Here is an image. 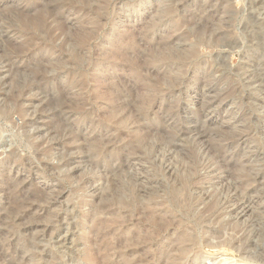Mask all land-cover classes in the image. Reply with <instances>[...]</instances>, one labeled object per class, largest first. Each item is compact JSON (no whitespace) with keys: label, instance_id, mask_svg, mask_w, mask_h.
<instances>
[{"label":"rangeland","instance_id":"374dc122","mask_svg":"<svg viewBox=\"0 0 264 264\" xmlns=\"http://www.w3.org/2000/svg\"><path fill=\"white\" fill-rule=\"evenodd\" d=\"M104 232L121 264H264V0H0V264Z\"/></svg>","mask_w":264,"mask_h":264},{"label":"bare ground","instance_id":"6f19581e","mask_svg":"<svg viewBox=\"0 0 264 264\" xmlns=\"http://www.w3.org/2000/svg\"><path fill=\"white\" fill-rule=\"evenodd\" d=\"M76 1V0H75ZM91 2V1H90ZM107 2V0H106ZM49 3V2H48ZM47 3V4H48ZM68 3V2H67ZM73 4V3H72ZM50 5V4H49ZM102 5V4H101ZM43 11V9H42ZM52 12V11H51ZM55 13V12H54ZM46 14V13H45ZM61 19V18H60ZM95 36V35H94ZM129 38V37H128ZM70 44V43H69ZM190 51V50H189ZM196 54V53H195ZM125 55V54H124ZM189 55V54H188ZM97 57V56H96ZM126 57V56H125ZM106 60V59H105ZM141 60V59H140ZM143 63V62H142ZM121 64V63H120ZM141 64V63H140ZM60 66V65H59ZM142 67V66H141ZM144 68V67H143ZM145 69V68H144ZM95 81V80H94ZM109 86V85H108ZM135 90V89H134ZM115 91V90H114ZM102 92V91H101ZM134 109V108H133ZM133 111V110H132ZM70 113V112H69ZM128 115V114H127ZM146 131V130H145ZM85 137V136H84ZM142 138V137H141ZM167 138V137H166ZM148 139V138H147ZM96 142V141H95ZM106 143V142H105ZM88 148V147H87ZM150 148V147H149ZM85 149V148H84ZM86 152V151H85ZM90 160V159H89ZM193 174V173H192ZM119 175V174H118ZM142 187V186H141ZM116 202V201H115ZM40 203V202H39ZM102 212V211H101ZM114 213V212H113ZM115 217V216H114ZM15 220V219H14ZM103 231V230H102ZM101 236V237H100ZM116 233H111V232H104L102 234L100 233H95V238H101L102 240V246L103 249L106 251V253L104 255H100L99 251H97L96 249H93L92 253L86 254V256L84 257V261L87 264H109L110 262L114 263L117 261V259L119 258V264L123 263L121 260H123V258L127 257L126 253L122 252V249H120L119 244H117L116 242ZM91 243V242H90ZM93 243V240H92ZM95 244V243H94ZM91 245V244H90ZM94 247V246H93ZM100 247V246H98ZM97 247V248H98ZM95 248V247H94ZM102 248V247H101ZM138 248V247H137ZM168 248V247H167ZM99 249V248H98ZM102 249V250H103ZM101 250V249H99ZM111 252H114V254H111ZM119 253H118V252ZM103 252V251H102ZM88 253V252H87ZM120 253L121 256H120ZM181 254V253H180ZM182 255V254H181ZM143 257V256H142ZM128 258L130 259L129 264H132V256H128ZM134 260V258H133ZM173 262V261H172Z\"/></svg>","mask_w":264,"mask_h":264}]
</instances>
